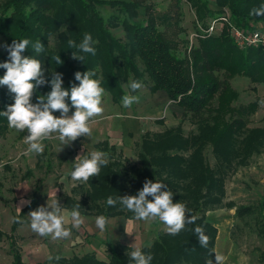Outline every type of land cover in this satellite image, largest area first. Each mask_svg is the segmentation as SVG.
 Wrapping results in <instances>:
<instances>
[{"label": "trees", "instance_id": "1", "mask_svg": "<svg viewBox=\"0 0 264 264\" xmlns=\"http://www.w3.org/2000/svg\"><path fill=\"white\" fill-rule=\"evenodd\" d=\"M187 1L197 12V18L216 16L221 7H228L232 21L239 27L255 29L264 22V0H215L216 10L210 6V0ZM105 6L115 10L109 17L100 10ZM171 7L156 12L145 0H0V36L4 48L14 40L28 39L30 44L22 55L39 59L49 81L52 72L62 74L65 89L79 84L74 76L77 71L91 70L95 72L93 78L100 81L116 104L128 93L126 86L138 81L152 93L165 91L183 109L176 127L143 134L135 163L116 144L108 140L98 142L95 147L108 154V164L87 183L74 181L71 191L63 196V206L71 211L80 204L81 215L135 219L118 202L108 206V197L136 195L146 180L162 182L167 186L164 190L173 192V202L185 204L187 216L195 220L186 223L175 235L159 230L151 246L140 249L152 255L151 264H216L218 227L208 217L215 209L236 207V215L241 218H258L260 214L257 228L264 241L262 209L225 202L227 177L264 152V126H249L259 104L256 101L234 106L238 93L229 80L241 74L254 83L264 84V49L240 48L225 30L218 35L200 36L190 52L189 40L183 38L187 53L181 57L179 41L174 38V34L178 36L183 30L179 25L180 1ZM172 27L177 29L172 31ZM118 28H122L123 36L115 34ZM85 33L92 36L95 55L69 49L68 40L79 44ZM37 41L44 45L41 53L34 52ZM73 52L83 55L84 61L73 59ZM58 55L62 64L56 63ZM7 60L5 48L0 63ZM5 71L0 68V77ZM50 91V83L38 87L32 102L36 103L38 96ZM67 102L70 104V100ZM13 103L14 94L7 86H0V112ZM186 121L195 125V130L188 134L184 129ZM9 129L7 117L0 115V137ZM209 148L214 165L207 156ZM39 190L40 186L20 216L38 204ZM20 223L18 218L12 232ZM197 228L202 229L206 243H201ZM3 235L0 232V238ZM15 241L12 239L10 243L11 264H133L130 253L135 250L130 245L106 240L100 246L106 258L91 251L30 263L23 259ZM261 256L264 260V251Z\"/></svg>", "mask_w": 264, "mask_h": 264}, {"label": "rangeland", "instance_id": "2", "mask_svg": "<svg viewBox=\"0 0 264 264\" xmlns=\"http://www.w3.org/2000/svg\"><path fill=\"white\" fill-rule=\"evenodd\" d=\"M177 1H180L181 4L182 18L179 25L182 26L183 30L179 32L180 35L178 36L174 34V38L179 41L178 54L183 57L187 53V47L183 45L184 41L182 40L183 38L189 40L188 52H190L196 43V41L193 43L190 37L196 30L195 25H197V22L207 26L213 18L217 16L221 17L227 11L230 12V10L228 7H221L216 16H206L204 18L201 16L197 18V12L186 0H145V3L150 5L156 12H160L166 11L172 5H176ZM210 1V6L215 10L218 9L215 0ZM100 10L105 17H109L115 12L109 6L100 7ZM175 29L172 27V31H175ZM256 29L264 30V22L259 23ZM114 32L117 36L124 35L122 28L115 29ZM4 51L3 37L0 36V55ZM187 57H190L189 53ZM229 82L238 93V98L233 102L234 106H239L240 104L247 105L257 101L259 107L251 116L249 126L263 127L264 84L254 83L250 78L241 74L231 77ZM126 87L128 93L140 97L138 103L125 108L122 102L116 104L110 98L109 93H104L102 98L104 112L102 116L93 118V122L91 123L92 135L90 137H79L71 144L63 146L61 151H59V140L46 139L43 141L44 154L25 155L24 153L28 145L25 144L24 137L27 135V131L19 132L11 127L5 135L0 137V227L8 228L10 226L13 214L17 211L16 204L19 202L21 205V201H25V203L30 201L35 185L40 179H46L43 187L48 192L40 193L39 204L31 211L36 210L40 206H47V203L52 204L55 199H58L62 209L63 196L71 191L75 183L70 178L61 183V177L72 170V163L75 162V158L78 155H88L94 150L100 151L95 148L98 142L108 140L111 144H116L119 149L123 150L130 162L135 163L138 160V144L141 142L145 132H162L170 127H176L180 123L183 113L179 112L181 110L174 102L166 101V105H162L163 99L159 98L157 101L161 105L156 104V97L146 85H142V88L135 93L129 90L130 87L128 85ZM74 110H70L69 115ZM143 111L147 112V114L149 113L150 116L147 127L135 133L126 132L127 127L123 123L129 119L138 117ZM54 115L58 117L60 113ZM184 129L188 134L195 130V125L186 121ZM46 150L47 152H45ZM207 156L211 164L214 165L215 159L211 148L208 149ZM40 158L45 163L43 165L45 168L48 163L52 165L53 169L49 173L50 177L45 175L44 170L34 168V177L27 181H22L21 177L26 170L33 168V166L35 167L36 162ZM226 189V203L233 201L237 206H253L259 209L258 211L262 209V213L264 214V207H262V203L264 202V152L261 155L254 156L247 166H243L237 172L231 173L226 180ZM50 192H55L57 197H52L48 200V193ZM29 213L27 217H30ZM258 215V218H241L236 215V207L228 208L224 206L208 213L209 219L218 227L219 233L216 245V254L219 259L216 264H264L261 256V252L264 251V241L261 235H259L257 228L258 224H260L261 215ZM18 218L20 219L22 216ZM126 229L131 233H127L132 240L131 245L134 244L136 248L150 244L158 230H165L164 225L158 219L151 221L130 219L128 220ZM72 232L74 230L71 229V238L73 239L75 235ZM45 238L46 240L52 239L51 236L42 237L38 235L30 229V226H27V230L22 231V236L18 238V246L20 249H23L31 245H43ZM98 244L97 241L93 244V247L96 248L94 252L100 258H106L100 249H98ZM71 247H75V249L66 257L82 255L85 252L77 240ZM43 257L41 258L43 259ZM12 259L8 240H1L0 264H11Z\"/></svg>", "mask_w": 264, "mask_h": 264}, {"label": "clouds", "instance_id": "3", "mask_svg": "<svg viewBox=\"0 0 264 264\" xmlns=\"http://www.w3.org/2000/svg\"><path fill=\"white\" fill-rule=\"evenodd\" d=\"M29 44L28 39H22L14 40L11 45H5L8 60L0 63V68L6 70L0 77V86H7L9 92L14 94V103L8 105L7 110L0 112V115L7 117L9 127L19 132L27 131L24 137V142L28 145L25 155L42 154L43 141L46 139L59 140V151H61L63 146L71 144L79 137L92 135L93 118L102 116L104 112L102 98L105 89L101 87L99 80L93 78L95 72L91 70L83 73L77 71L74 76L79 84H73L70 89L63 87L62 74L55 71L51 73L52 78L49 81L45 77L44 68L39 59L22 55ZM92 44L93 39L89 33L84 34L79 44L74 40H68L69 49L75 48L78 52L95 55L96 50ZM33 49L34 52L41 53L44 45L37 41ZM72 55L73 59L84 61L83 55H77L75 52ZM56 63H63L59 55ZM49 83L51 91L47 95L38 96L37 102L33 103L32 97L36 89ZM129 87L131 92L135 93L142 88V83L132 81ZM139 100L138 95L126 93L122 97V104L125 108H129ZM70 109H75L71 115H69ZM54 112H59L60 115L57 117L53 114ZM107 156V153L96 150L88 155H78L72 163L73 170L62 176L60 182L64 183L70 178L72 181L87 183L91 177L99 176L101 167L108 164ZM166 187L162 182L146 180L142 190H139L136 195H124L116 199L109 196L106 203L108 206H115L118 202L122 209L132 212L136 220L158 219L167 233L175 235L185 227L186 223H194L195 218L187 216L185 204L173 202L174 194L170 190H164ZM52 197H57L55 192L48 193V200ZM80 207V204H77L71 210L72 228L79 229L84 222ZM29 216L32 231L42 237L66 239L71 235V229L65 227V217L61 214L58 199L53 200L52 204L47 203V206H40L31 211ZM108 224L109 220L104 215L95 218V226L101 233L107 230ZM125 231L131 234L127 231L126 225ZM196 232L201 236V243H206L207 238L202 235V229L197 228ZM130 247L135 249L130 253L133 264H151L153 257L150 253L143 252L134 244Z\"/></svg>", "mask_w": 264, "mask_h": 264}, {"label": "crops", "instance_id": "4", "mask_svg": "<svg viewBox=\"0 0 264 264\" xmlns=\"http://www.w3.org/2000/svg\"><path fill=\"white\" fill-rule=\"evenodd\" d=\"M153 95L156 97V99H155V101L157 102L156 104L161 105V103H159V101H157L159 98L163 99L162 105H166L165 104L166 101H168V102L171 101V99L169 98V96L167 95V93L165 91L159 90V92L157 91V92L153 93ZM176 106H178V105H176ZM178 108L181 110L179 112L182 114L183 109L179 106H178ZM180 113H178V114H180ZM149 119H150L149 113L147 114V112L143 111L142 114L139 115L138 117L129 119L126 122H124L123 124L125 127H127L126 132H128V133L134 132L135 133L136 131L139 132L142 129L146 128L147 125L149 124ZM45 152H47V150ZM44 164L45 163L42 162L41 158L38 159L35 167L33 166V168H28L26 170V172L23 174V176L21 177V180L27 181L28 179L33 178L35 175L34 168H39V169L44 170V172L46 173L45 175L49 176L50 175L49 173L53 169L52 165H50L48 163V164H46L47 167L45 168L43 166ZM45 180L46 179H40V181H38L36 183L35 188L32 192L33 194L31 195L32 197H33L34 193L36 192V189L38 186H40V190L38 192L39 197H40V193H47L48 192L47 190H44V187H43V183H46ZM32 197L30 198V201H31ZM30 201L23 203L21 205L19 204V202L16 204L17 211H15L13 214V218L11 220V223L9 224L10 226H8V228L0 227V232H2L4 234L2 236V238H0V241L7 239L9 242V246H10L11 240L13 239V240H16L15 242L18 245V238H20V236H22V231L27 230V226H30L31 218L27 217V214L29 212H27L25 214V216H22V218L19 219L21 223L19 224V226L16 227L14 232H12L13 226H15L14 223L16 220H18V217L20 216L22 209L25 208L30 203ZM38 204H39V202H38ZM38 204H36L34 207H36ZM62 207L63 208L61 209V214L65 217V227L74 230V232H72V233H74L75 238L72 239L71 235L69 238H66V239L61 238V239L46 240V238H45V240H44L45 242L43 245H37V246L31 245L29 247H25V248L21 249V252H22V255H24L23 259L26 262L35 263V262L45 261V260L49 259V257L53 258V257H57V256H68L69 254H71V251L73 249H75V247L72 248L71 246L76 242V240L80 243V247L85 251L84 254L87 252L90 253L91 251L96 250V248L93 247V244L96 241H97V243H99L97 246L98 249H100L101 244H103L102 242L106 241V240L111 241L113 243H117V242L120 243L121 242V243H124V244L131 246L132 240L130 238V235H128L125 231V225H126V227L128 226V220H130V218H126L125 216H116V217L108 218L109 224L107 225V230L105 232L101 233L95 226V218L97 216L82 215L84 217V222L79 227V229H76V228H72V226H71V216H70L71 211L69 209L65 208L64 206H62ZM31 210H33V209H31ZM31 210H30V212H31ZM30 229H31V227H30ZM41 257H43V259Z\"/></svg>", "mask_w": 264, "mask_h": 264}, {"label": "built area", "instance_id": "5", "mask_svg": "<svg viewBox=\"0 0 264 264\" xmlns=\"http://www.w3.org/2000/svg\"><path fill=\"white\" fill-rule=\"evenodd\" d=\"M197 29L191 34V40L196 41L200 36L218 35L227 30L233 41L240 48L258 47L264 49V30L245 29L237 26L229 11L221 17L213 18L207 26L197 22Z\"/></svg>", "mask_w": 264, "mask_h": 264}]
</instances>
